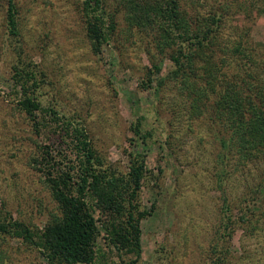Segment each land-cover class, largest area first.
<instances>
[{
    "label": "rangeland",
    "instance_id": "rangeland-1",
    "mask_svg": "<svg viewBox=\"0 0 264 264\" xmlns=\"http://www.w3.org/2000/svg\"><path fill=\"white\" fill-rule=\"evenodd\" d=\"M249 1L235 0L227 10L231 20L250 26L252 46L264 47V0H251V6ZM81 2L14 0L13 35L5 25V0H0V211L32 228H40L48 212L55 211L26 157L34 152L33 140L58 147V136L49 127L35 133L31 119L14 104L11 66L16 65L23 73L33 72L31 88L44 107L81 121L105 163L123 171L130 152L143 154L145 173L136 200L147 213L139 224L135 264H211L213 248L221 246L227 252L223 264H264L260 223L251 231L244 225L232 227L226 240L219 237L223 198L234 209L236 200L255 187V170L251 165L234 170L229 161L219 186L218 123L206 113L188 115L173 80L166 77L167 59L153 76L164 81L158 85L153 80L150 87L141 88L150 66L146 50L152 48L147 35L126 28L122 9L114 16L113 37L93 53L84 33ZM118 3L105 0L106 9L115 12L121 8ZM254 3L261 6L260 13ZM180 4L191 7L189 0ZM207 6L202 3L199 10ZM261 192H255L256 201L264 206V189ZM98 247L97 256L105 248L102 239ZM105 253L107 257L86 264H119L114 251ZM0 264L48 263L33 246L0 236Z\"/></svg>",
    "mask_w": 264,
    "mask_h": 264
},
{
    "label": "trees",
    "instance_id": "trees-1",
    "mask_svg": "<svg viewBox=\"0 0 264 264\" xmlns=\"http://www.w3.org/2000/svg\"><path fill=\"white\" fill-rule=\"evenodd\" d=\"M233 1L189 0L187 8L180 0H119L121 8L115 12L106 9L105 0L81 2L84 33L93 53L113 37L114 16L122 9L126 28L147 35L152 48L146 50L150 66L141 88L150 87L153 80L158 85L164 81L153 76L167 59L166 77L173 80L188 115L206 113L218 123L219 186L230 162L234 170L245 165L255 170L256 185L248 196L236 200V208L225 197L220 204L222 240L231 235L232 227L244 225L251 231L257 223L264 237V206L255 195L264 189V47L252 46L250 26L231 20L227 9ZM202 3L208 6L200 11ZM252 6L262 11L261 6ZM15 24L14 0H5L10 34H16ZM11 67L14 104L31 119L35 133L49 127L58 136V147L33 140L34 152L26 157L55 211L48 212L40 228L0 211V236L33 246L48 264L93 263L97 257H107L106 251H114L119 264H135L140 254L139 224L147 213L136 200L145 173L143 154L130 152L123 171L105 163L81 121L44 107L31 88L33 72ZM134 130L139 133L137 123ZM144 139L142 135V143ZM99 239L105 248L97 256ZM213 253L211 264H223L225 248H213ZM123 254L132 257L124 260Z\"/></svg>",
    "mask_w": 264,
    "mask_h": 264
}]
</instances>
